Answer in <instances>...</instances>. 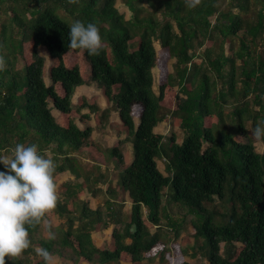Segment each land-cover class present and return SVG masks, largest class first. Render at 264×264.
I'll use <instances>...</instances> for the list:
<instances>
[{
  "label": "trees",
  "instance_id": "16d2710c",
  "mask_svg": "<svg viewBox=\"0 0 264 264\" xmlns=\"http://www.w3.org/2000/svg\"><path fill=\"white\" fill-rule=\"evenodd\" d=\"M117 1L0 0L9 11L0 28L7 60L0 72V156L11 158L18 143L37 144L55 161V181L63 173L73 177L59 185L56 207L27 226L30 245L72 264H142L171 251L161 241L162 227L179 236L178 222L162 214L173 205L191 216V257L204 260L197 264H264V151L256 152L250 134L264 121V0H200L195 8L188 0H124L129 19ZM74 20L97 23L99 55L69 46ZM167 59L175 60V75L156 95L152 71ZM92 84L117 112L132 146L129 164L116 147L108 149L119 179L104 192L105 153L91 137V121L102 123L99 109L85 97L74 109L71 99L76 88ZM175 85L173 113L183 138L177 143L172 135L164 146L154 129L165 121L160 103ZM102 112L104 118L108 110ZM160 158L166 176L157 168ZM0 171H7L2 163ZM85 192L107 199L91 209L81 199ZM118 193L130 200L129 220L123 203L114 201ZM55 215L66 229L40 238L41 223ZM109 228L110 244L97 246L92 234ZM31 246L5 264H45L39 253L35 262L27 256Z\"/></svg>",
  "mask_w": 264,
  "mask_h": 264
},
{
  "label": "rangeland",
  "instance_id": "374dc122",
  "mask_svg": "<svg viewBox=\"0 0 264 264\" xmlns=\"http://www.w3.org/2000/svg\"><path fill=\"white\" fill-rule=\"evenodd\" d=\"M124 0H118L116 2V8L120 14H123L125 19H129L130 12L127 9V7L124 5ZM145 7H147L145 5ZM251 16V15H249ZM9 20V11L7 9V4L5 2H0V28L2 25H6ZM213 21V19H211ZM15 41H17L20 37L19 35H14ZM24 48V46H23ZM154 48L156 52L159 53L160 47L158 43H154ZM227 48V46H226ZM227 52V49H225V53ZM39 53L45 58V61H47V56L43 50H40ZM200 53H203V49L200 51ZM227 54V53H226ZM197 63H200L199 59L194 60ZM49 61L46 62V67H49ZM175 60L174 59H167L163 63V67H156L152 71L153 75V91L157 95L158 94V87L160 84H165L167 82V77L169 75H175ZM23 66L22 61H18L16 68H21ZM46 71V68H45ZM44 81L46 85H49V80L47 77L44 78ZM239 87V86H238ZM174 94L165 95L164 99L161 101V110L160 114H163L165 116V121L162 123H159L157 127L154 129V132L156 134L162 135L164 137L163 139V145H168L169 138L173 135L176 139L177 143H180L183 138V133L179 129V120L177 119V115L173 113V99L175 93H179V87L175 85L173 87ZM85 97L87 101H90L95 106L98 107L99 112L95 115V117L102 120L101 124H98V121H91V125L93 127L92 132V139L93 141L102 149L104 150V161L105 164L101 165L100 170L102 173H105L107 176L108 183L101 186L102 191L104 192L108 186L115 188L118 183V175H119V166L117 165V162L114 158H112L110 154V148L116 147L118 153L122 156V158L125 160L126 163H130L132 160V146L130 143V140L125 136V134L122 131V127L120 126V122L118 119V114L114 110V108L111 106L110 103H106L105 99L103 98L102 93L97 88L96 84H92L90 86H80L75 89V93L72 96V104L73 108L75 109L77 107V104L79 103V98ZM80 98V99H81ZM104 100V103L102 104V100ZM107 109L108 112L105 115L104 118H101L102 111ZM231 108L226 109L225 111L228 112ZM87 110H83L82 113H86ZM54 115L56 113L52 111ZM94 120V117L91 116ZM135 125H137V119H134ZM80 127V126H79ZM255 150L257 153H263L264 147L263 145L254 144ZM109 149V150H108ZM79 161L85 162V157L83 155H77ZM82 162V163H84ZM157 168L159 171L166 176L167 173L164 170L165 167V161L163 158H160L156 160ZM85 170L88 171L91 168L90 163H85ZM61 177L55 181L57 185V190L59 185L67 181L68 179H73V177L69 173H63L60 175ZM78 181H81L79 179ZM100 187V186H99ZM83 201L88 202L89 207L91 209H95L98 205L102 204L105 199H107V196L103 193L100 194V196L96 199L92 198L90 194L86 193L81 198ZM114 201L123 203L122 210L125 216V220H129V214H130V200L127 196V194H116ZM168 216H170L173 220H176L179 224L178 231L179 236L177 238H174V232L170 231L167 228H161L160 231L162 235H164L166 238L162 239L161 241L168 242V245H170L171 251L168 253L164 252V256L162 257L158 255H155L153 257H149L143 261L142 264H176L178 261L187 262L190 264H197V263H204L203 258L200 257V255H197L195 258L191 257V247L194 244L193 243V234L194 229L192 228L190 224L191 216L185 214V211L179 210L175 206H170L166 209L165 213ZM146 214L143 212V217H145ZM167 221L163 217L161 220L162 225H166ZM65 220L58 218L56 215L50 219V220H44L41 223V227L37 235L40 238L49 239V231L56 234L59 233L60 230H65ZM156 230L153 228L151 229V233H154ZM110 235H111V228L105 231H101L98 233H93L92 238L97 246H102L107 248L110 244ZM31 246V245H30ZM223 245H221L222 248ZM33 251L32 253H29L27 256L31 258L33 262L38 260L39 258V248L37 246H31ZM21 257L25 256L24 253L20 255ZM50 264H72L69 260H64L62 258H59L58 256L54 255L52 256ZM85 264V263H82ZM125 264V263H120Z\"/></svg>",
  "mask_w": 264,
  "mask_h": 264
},
{
  "label": "clouds",
  "instance_id": "9594fccd",
  "mask_svg": "<svg viewBox=\"0 0 264 264\" xmlns=\"http://www.w3.org/2000/svg\"><path fill=\"white\" fill-rule=\"evenodd\" d=\"M200 0H188V7L195 8ZM69 46L82 49L88 55H99L103 46L100 29L95 22L74 20L69 26ZM7 68V60L0 54V72ZM257 144L264 145V121L254 124L250 131ZM7 171H0V264L5 257L20 256L28 249L29 225L41 221L45 214L54 209L58 201L54 178L55 161L41 154L37 144L25 146L18 143L14 155L0 156ZM49 238L55 233L49 231ZM45 264H50L52 254L40 249Z\"/></svg>",
  "mask_w": 264,
  "mask_h": 264
},
{
  "label": "crops",
  "instance_id": "0c3cea01",
  "mask_svg": "<svg viewBox=\"0 0 264 264\" xmlns=\"http://www.w3.org/2000/svg\"><path fill=\"white\" fill-rule=\"evenodd\" d=\"M102 100V104L104 103V100L103 99H101Z\"/></svg>",
  "mask_w": 264,
  "mask_h": 264
}]
</instances>
